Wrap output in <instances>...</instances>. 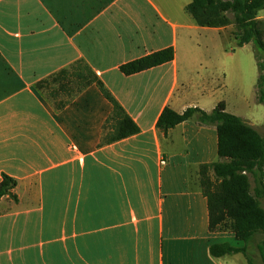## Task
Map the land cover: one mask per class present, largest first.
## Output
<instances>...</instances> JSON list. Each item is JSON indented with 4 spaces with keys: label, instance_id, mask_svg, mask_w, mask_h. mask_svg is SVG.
Here are the masks:
<instances>
[{
    "label": "crops",
    "instance_id": "crops-1",
    "mask_svg": "<svg viewBox=\"0 0 264 264\" xmlns=\"http://www.w3.org/2000/svg\"><path fill=\"white\" fill-rule=\"evenodd\" d=\"M191 2L0 0V182L17 181L16 199L0 200V264H247L242 254L211 256L212 245L245 243L210 231L193 180L219 158L217 129L194 118L158 127L166 108L218 105L187 100L177 52L195 32L225 41L230 26H198ZM169 48V63L121 71ZM64 70L54 98L38 89ZM79 74L101 80L139 133L102 144L113 106Z\"/></svg>",
    "mask_w": 264,
    "mask_h": 264
},
{
    "label": "trees",
    "instance_id": "trees-1",
    "mask_svg": "<svg viewBox=\"0 0 264 264\" xmlns=\"http://www.w3.org/2000/svg\"><path fill=\"white\" fill-rule=\"evenodd\" d=\"M186 11L200 27L226 28L232 25L231 34L239 48L253 44L258 66L257 99L264 105V37L259 26L264 0H192ZM174 58L175 51L169 48L129 62L121 67V71L125 75H134L169 63ZM77 68L92 76L87 65L79 63ZM67 75L68 71H61L38 83L37 87L47 90L54 98L56 89L52 87ZM90 75L79 74L78 78L84 79V87L95 83L113 106L107 121V124L114 122L112 131L105 132L102 144L138 134L137 124L103 82ZM192 118L201 126L215 127L218 132V160L200 167V189L208 201L210 231L233 233L245 243L243 249L233 248L227 243L215 244L210 247V254L214 258L242 254L247 264H264V136L242 117L229 113L224 101L211 112L190 107L178 113L166 108L158 127L167 132ZM209 173L215 182L208 177ZM16 186L15 179L4 175L0 182V200L5 196L16 199L13 193ZM251 248L260 262L254 258Z\"/></svg>",
    "mask_w": 264,
    "mask_h": 264
},
{
    "label": "rangeland",
    "instance_id": "rangeland-1",
    "mask_svg": "<svg viewBox=\"0 0 264 264\" xmlns=\"http://www.w3.org/2000/svg\"><path fill=\"white\" fill-rule=\"evenodd\" d=\"M263 15L259 14V19ZM259 23L264 37V20ZM232 31L230 25L226 35L229 39L225 41L215 32H195L192 39L183 37L177 57L183 84L189 83L193 90L187 100H195L207 110L224 101L229 113L242 117L264 135V105L257 99L258 66L254 46L237 47L236 40L231 38ZM208 177L215 182L211 173ZM193 180L201 188V174ZM250 251L255 253L253 248ZM254 258L260 262L256 253Z\"/></svg>",
    "mask_w": 264,
    "mask_h": 264
},
{
    "label": "built area",
    "instance_id": "built-area-1",
    "mask_svg": "<svg viewBox=\"0 0 264 264\" xmlns=\"http://www.w3.org/2000/svg\"><path fill=\"white\" fill-rule=\"evenodd\" d=\"M166 160L165 159H162L161 161H160V164H161V166H165L166 165Z\"/></svg>",
    "mask_w": 264,
    "mask_h": 264
}]
</instances>
